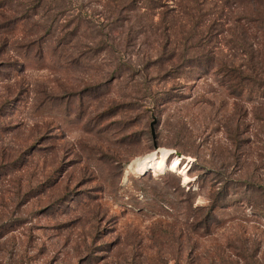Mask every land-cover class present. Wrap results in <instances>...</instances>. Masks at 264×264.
<instances>
[{"label":"rangeland","instance_id":"obj_1","mask_svg":"<svg viewBox=\"0 0 264 264\" xmlns=\"http://www.w3.org/2000/svg\"><path fill=\"white\" fill-rule=\"evenodd\" d=\"M119 1L0 0V264H264L237 182L264 183V98L218 65L264 46L226 44L228 18L190 48L177 0ZM163 150L165 169L130 171Z\"/></svg>","mask_w":264,"mask_h":264},{"label":"trees","instance_id":"obj_2","mask_svg":"<svg viewBox=\"0 0 264 264\" xmlns=\"http://www.w3.org/2000/svg\"><path fill=\"white\" fill-rule=\"evenodd\" d=\"M43 1L46 0H41V3ZM206 1L177 0L176 8L172 10L174 14L170 18L171 28H174L179 36L187 39V43L192 42L190 48H203L199 44L200 41H196L198 36L202 38L205 35H212L213 30L220 33L224 32L228 18L233 19L237 25L231 28L232 38L227 40L226 44L233 43L234 47H244L250 37L256 44L264 46V0H218L219 2L212 6V12L206 7ZM51 2L52 0H49V3ZM133 2L134 0H121L118 2L116 10L131 9ZM144 2L149 8H155L159 4L158 1H155L154 4L149 0H144ZM224 6L229 8L227 13H225ZM178 35L174 36L179 37ZM176 42L178 40L163 46V49H166L171 44L172 48L170 50L173 55L176 53L175 57L180 55L182 50ZM243 55H245L244 57L250 56L249 61L251 64L242 62L238 67L234 63L228 64L222 61L218 64L219 69L227 77V81L230 82V89L233 92L244 95L248 93L249 97L255 95L256 98H264V49L254 51L250 55L243 51ZM193 57L196 61L193 65L203 68V70L211 69L210 67L217 61L205 52H200ZM183 59H186V56H183ZM237 182L245 187L241 197L255 209V212L264 217V183L240 180ZM227 186L225 184L216 192L209 213H211L217 199L227 195Z\"/></svg>","mask_w":264,"mask_h":264},{"label":"bare ground","instance_id":"obj_3","mask_svg":"<svg viewBox=\"0 0 264 264\" xmlns=\"http://www.w3.org/2000/svg\"><path fill=\"white\" fill-rule=\"evenodd\" d=\"M167 155L168 150H163L161 153H152L142 159H137L136 161H133L130 164L129 169L132 172H144L149 166H151L156 171H161L166 168ZM171 170L181 171L185 173L184 169L180 166L178 162L173 163V168H171Z\"/></svg>","mask_w":264,"mask_h":264},{"label":"water","instance_id":"obj_4","mask_svg":"<svg viewBox=\"0 0 264 264\" xmlns=\"http://www.w3.org/2000/svg\"><path fill=\"white\" fill-rule=\"evenodd\" d=\"M155 123H156V118H155V116H153V121L151 122V129H152V134H153L154 139L156 138L155 129H154ZM154 145H155V148L157 149L158 145H157L156 141H155ZM177 155L181 156V152H177Z\"/></svg>","mask_w":264,"mask_h":264}]
</instances>
